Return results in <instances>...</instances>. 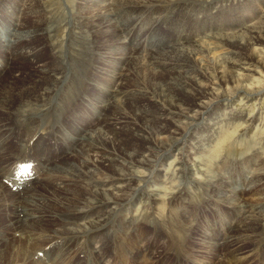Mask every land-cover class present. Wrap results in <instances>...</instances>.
<instances>
[{
  "label": "bare ground",
  "instance_id": "obj_1",
  "mask_svg": "<svg viewBox=\"0 0 264 264\" xmlns=\"http://www.w3.org/2000/svg\"><path fill=\"white\" fill-rule=\"evenodd\" d=\"M15 1L0 8V264H202L189 232L207 264H264V168L200 181L190 158L197 130L264 92L232 75L264 66V0H247L253 23L237 32L207 23L229 0H75L68 20L63 0L56 19ZM51 136L66 152H41ZM24 156L38 176L16 193L1 179ZM156 204L161 226L187 231H162Z\"/></svg>",
  "mask_w": 264,
  "mask_h": 264
},
{
  "label": "rangeland",
  "instance_id": "obj_2",
  "mask_svg": "<svg viewBox=\"0 0 264 264\" xmlns=\"http://www.w3.org/2000/svg\"><path fill=\"white\" fill-rule=\"evenodd\" d=\"M58 1L59 0H55V1L54 0H40L39 6H40L41 10L42 9L45 11L54 10L53 12L49 13L48 17L56 19L57 15H58L57 14L58 8L61 6L60 3H62V0H60L59 2ZM74 1L75 0H69V1L63 0V3H62L63 4V12L65 13L64 17H66L67 20H68V18H70V13L72 12L71 4ZM7 4H8V8H9L13 4L15 6V4H19V3L16 2L15 0H0V8H4V6L6 8ZM215 6H216L215 9L217 11L213 9V13H214L213 16L215 15L218 18L215 19V16H214V18L211 19V22H207V23H213V26L215 28H219L221 30H227L229 32H237L238 30L240 31V29L244 26V24H246V26L248 27L253 23V21L250 22V20L254 14L255 9H252V7H250L247 0L221 1L220 3L216 4ZM56 7H57V9H56ZM217 7L218 8L220 7V8L218 9ZM50 8H52V9L50 10ZM256 9L259 12L262 11V8L257 7ZM1 15L4 16L5 14L0 13V17H1ZM6 16H7V18L6 17L0 18V22H1V20L5 19V23H7V25H8V23L10 22V20H9L10 14L8 12H6ZM25 22L30 24L31 18L27 17L25 19ZM2 23H4V22H2ZM239 25H241V27H239ZM62 26H63V24H62ZM61 30L62 31L57 33V36L64 35V29H61ZM0 31L2 32L1 27H0ZM206 31H207L206 29H203V32H206ZM2 34H3L2 35V37H3L5 33H2ZM57 36L55 37V39L56 40L59 39L58 41H60L62 39V37L58 38ZM39 41L41 42V41H43V39H41V38L37 39V42H39ZM56 44H54L53 47H56L55 46ZM44 56L45 57L48 56L47 53H44ZM56 56H57V58H59L58 55H56ZM47 59H48V57H47ZM94 64L98 68L103 66L102 63H100V64L97 63L98 64L97 65L95 61H94ZM263 64H264V60H263ZM18 66H19V68H21L20 64ZM24 69L29 70V65H26V67ZM234 72H235V70L232 72L233 77L236 80L243 81L242 86H244V88L246 90H249V89L254 90L257 88H263L264 87V85H263L264 84V66L256 69V71H255L256 73H254V75L256 74V76H253V74H247V72H244V71H241V72L236 71L235 74H234ZM244 73H245V75H244ZM246 74L249 76H247ZM234 75L235 76H241L242 75V76L241 77H235ZM8 76L9 77L6 80V82H11L10 79H11L12 75H11V77H10V75H8ZM245 76H247V77H245ZM258 83H259V85H258ZM252 86H254V87H252ZM259 86H261V87H259ZM229 112H231V114L233 112H235V113L232 114L231 119L221 121V125L217 126V127H219L217 130H212L211 127H202L199 130H197V132L195 134L196 137L198 136V142H197V146L195 143V146H194L195 148L192 149V151H191L192 154L190 155V158H191L192 164L196 163L195 164V166H196L195 172L197 173V176L199 177L200 181H202V180L205 181V178H208L213 174H220L222 172V170L224 169V167H228V172L231 173V177H233L234 179L235 178L236 179L242 178L243 172H245L251 166H252V169L258 165H260V166H258V168L259 167L261 169L264 168V162H263L264 161V92L261 96H259V98H255V99H251V100H248L244 96L238 97L229 107ZM208 124H210V123H208ZM247 124H251L249 129H246ZM262 148H263V150H262ZM7 150H8V146L5 149V151H3L4 153H2L3 154L2 160L5 162H7V160H8L7 159ZM195 150H197V151H195ZM198 152H200V153H198ZM53 156H57V152H54ZM72 159H74V161H76V158H72ZM198 160L201 164L198 162ZM223 160L225 161L224 163H223ZM170 161H172V160H170ZM167 163L165 164V168H168ZM253 164H254V166H253ZM160 180H162V179H160ZM170 184H171V182L169 181L168 185H170ZM7 192L14 195V193H12L11 189L8 187H7ZM156 206H157V204L155 205V208H156ZM163 207L164 206L162 204H160L159 206H157V211H156L158 218L161 219V221H159L160 229L162 231H165V232L169 229L172 234H177V232H182V233L186 232L187 231L186 229L178 228L175 225H173L172 228H168L167 225L161 226L162 216H163ZM227 207H229V206H227ZM165 210H168V209L165 207ZM141 221L138 224V227L140 228V232H143L145 230L144 228H147V227L152 228L150 222L145 221V223H141ZM0 235H1V232H0ZM191 235L192 234L189 232L188 238L190 240V252L193 251L196 254L197 262H203L202 264L209 263V257L200 254V251L198 252V250L194 244L193 239L192 238L190 239ZM192 237H193V235H192ZM250 247H252V246L250 245ZM215 259H216V257H215ZM240 264H245V262L243 260H241ZM253 264H259V263L257 262V263H253Z\"/></svg>",
  "mask_w": 264,
  "mask_h": 264
},
{
  "label": "snow or ice",
  "instance_id": "obj_3",
  "mask_svg": "<svg viewBox=\"0 0 264 264\" xmlns=\"http://www.w3.org/2000/svg\"><path fill=\"white\" fill-rule=\"evenodd\" d=\"M27 170V168H25V171Z\"/></svg>",
  "mask_w": 264,
  "mask_h": 264
}]
</instances>
